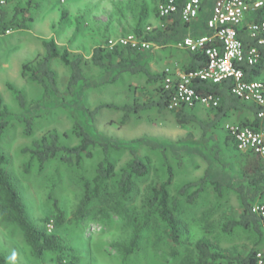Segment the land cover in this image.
<instances>
[{"label": "rangeland", "instance_id": "374dc122", "mask_svg": "<svg viewBox=\"0 0 264 264\" xmlns=\"http://www.w3.org/2000/svg\"><path fill=\"white\" fill-rule=\"evenodd\" d=\"M2 1L3 9L12 12L16 5H27L28 0ZM158 1L30 0L26 16L31 17V21L27 28L0 35V95L13 114L10 127L1 138L0 152L9 159L6 170L19 190L28 219L48 234H55L66 249V255L77 258L76 264H195V244L200 240L227 257L246 256L264 241V216H261V235L241 227L230 234L221 230L223 223L237 219L241 211L238 197L227 187L240 181L245 152L235 147L227 126L242 122L247 118L245 113L230 112L210 128L207 125L214 119L213 111L199 105L185 109L195 120L183 124L176 121L172 112H158L156 108L132 114L127 122H123L122 112L112 108L101 109L92 122L81 112V107L92 111L107 104L151 103L158 97L159 84H148L142 75H125L115 84H103L102 72L88 61L95 39L101 40L96 46H106L109 39L135 36L133 31L127 35L108 36L113 30L120 32L122 28L136 25L145 34L163 28L160 21L156 24ZM104 36L106 38L102 40ZM50 38L72 56H82L85 74L97 83L80 104L70 102L69 97H65V104H36L42 89L22 76V65L42 53L41 41ZM177 50L174 44L167 43L143 51L148 56L147 66L151 73H161L169 58L180 64L184 55ZM50 64L63 92L68 69L59 60ZM257 81L264 83V72ZM9 85L24 93L26 111L19 108ZM24 114L34 118L30 137L24 134V127L18 121ZM76 122L88 124V129L99 140L118 144L141 140L136 150L140 158L149 159V173L134 180V190L125 203L124 217L113 215L106 223L93 215L81 222L72 219L83 195V180L94 177L96 166L103 159L99 150H93L92 157H82L72 166L52 160L41 171L35 163L26 169L29 157L22 150L50 131L59 135L62 145H77L80 138L74 130ZM110 159L119 175L131 157L129 150L124 148L111 151ZM167 166L173 171L169 197L176 206L180 231L178 245L172 242L164 223L155 216L148 217L146 207L152 189L166 180ZM205 172L210 174L212 181L223 185L221 195L208 184L195 202L188 203L179 194L180 189L203 177ZM55 203L65 220L59 228L55 226ZM255 205L264 206V194L254 202ZM46 219L49 220L47 225ZM135 224H144L143 230L138 248L127 254L124 247L131 240ZM0 252L5 255L6 264H58L55 252L47 253L41 259L35 258L21 230L1 218ZM68 261L64 258L62 263ZM223 263L227 262L224 260Z\"/></svg>", "mask_w": 264, "mask_h": 264}, {"label": "trees", "instance_id": "16d2710c", "mask_svg": "<svg viewBox=\"0 0 264 264\" xmlns=\"http://www.w3.org/2000/svg\"><path fill=\"white\" fill-rule=\"evenodd\" d=\"M185 1L177 0V12L166 19L168 22L170 21L169 24L145 34L137 29L134 32L135 36L155 45H163L167 43L176 44L187 36L197 38L211 35L206 22L215 0H201L200 16L192 23L181 21L180 14ZM30 6L31 2L28 0L27 5H16L12 12L2 9L0 35L5 34L7 30L26 29L28 22L31 21V17L26 16L29 13ZM63 16L64 14H62ZM249 19L255 22L264 21V7L249 16ZM238 38L245 50L256 46L255 40L242 30H238ZM41 44L43 52L22 65V76L31 82L37 83L42 89V94L36 104L55 105L56 102L65 104V97H69L70 102L73 101L72 103L74 104L83 102L88 91L97 86L96 81L85 74L83 68L85 61L83 58L79 55L72 56L66 48L58 46L53 38L43 39ZM256 47L260 54L258 63L252 66L245 63L239 65L244 71L247 81L257 80L264 72V46ZM53 60H59L68 69V78L63 92L59 88L57 74L51 68L50 63ZM88 61L93 67L102 72L101 79L103 84H115L125 75H142L146 78L148 84H159V94L151 103H134L121 106L107 104L100 105L92 111L86 107H81V112L87 121L92 122L94 116L103 108H112L122 112L123 122H127L130 115L138 114L150 108H156L158 112L167 111L166 105L170 92L163 89V74L151 73L147 66L148 56L143 51L131 47L109 49L106 46H97L92 50ZM206 62L207 59L203 53L189 52L188 61L183 66V71L187 73L201 69L205 67ZM193 86L199 93L213 95L218 99V106L212 109L214 119L207 125L208 127H214L233 111L246 114L247 118L239 123L240 126L257 130L264 125V118H257V114L262 110V107L254 103L240 101L233 96L231 94V80H223L219 84L196 80ZM9 89L12 91L19 108L22 111H26L28 106L24 93L12 85H9ZM172 113L175 115L176 121L181 124L195 120L186 113L185 108ZM12 116L13 114L4 105L0 95V141L10 127ZM18 121L24 127V134L28 137L32 136L34 118L31 115L24 114L19 117ZM87 125L80 122L75 123L74 130L80 138L79 143L75 146L62 145L59 135L55 131H50L41 138L32 141L31 145L24 148L22 152L29 157L26 169L29 170L32 164L35 163L38 170L41 171L52 160H58L62 164L72 166L79 162L82 157H92L93 150L101 151L103 159L97 164L94 177L82 182L83 195L79 200L72 219L75 222H81L86 217L93 215L94 218H99L103 223H106L113 215L122 217L126 215L125 203L130 199V195L134 190V180L148 175L150 161L147 158H140L137 154L136 146L142 143L141 140H134L128 144L99 140L91 133ZM228 136L236 147L233 139L229 134ZM124 148L129 150L131 159L117 175L115 165L110 159V152ZM8 163V157L0 152L1 220L13 224L21 230L25 243L35 258L41 259L47 253L55 252L58 254L56 258L58 264H76L77 258L73 255H66V249L62 247L59 238L55 234H48L28 219L19 190L6 170ZM240 174V181L227 187L239 199L240 214L237 219L223 223L221 230L225 234H230L237 227H241L251 229L261 235L262 217L254 213L252 209L254 202L264 194V159L245 152L244 160L240 166ZM114 179L116 180L114 181ZM113 181L115 184L112 183ZM172 182L173 171L171 167L167 166L166 180L152 189L146 207L148 217L155 216L164 223L172 242L178 245L180 231L175 215L176 206L175 203L170 202L169 197V188ZM208 184L213 186L214 191L218 195H221L224 189L223 185L217 181H212L208 172H205L203 177L197 181L184 185L180 189L179 194L185 197L188 203H193L200 197ZM55 211V226L59 228L65 223L64 214L56 203ZM48 222V219L44 220L46 225ZM143 226L144 224L134 225L131 240L124 247L127 254L138 248V240ZM195 248L197 251L195 264H253L254 254L257 250L250 251L246 256L227 257L213 251L210 244L204 240L198 241L195 244ZM64 258L69 259L68 263H62ZM224 260L227 263H223ZM6 263L5 255L0 252V264Z\"/></svg>", "mask_w": 264, "mask_h": 264}, {"label": "built area", "instance_id": "2783aa9c", "mask_svg": "<svg viewBox=\"0 0 264 264\" xmlns=\"http://www.w3.org/2000/svg\"><path fill=\"white\" fill-rule=\"evenodd\" d=\"M201 4V0H186L180 14L181 21L184 23L195 21L200 16ZM263 7L264 0H215L206 22L211 35L197 38L187 36L174 44L179 50L203 53L207 62L205 67L187 73L177 66L164 68L162 85L165 91L170 92L167 111H178L196 105L216 108L218 99L213 95L199 93L193 86L194 81L219 84L229 79L232 82L231 94L240 101L262 107L257 118H264V83L257 80L247 81L244 71L239 67L241 63L255 65L260 59L256 46H264V21L255 22L250 20L249 16ZM3 8L4 1L1 0L0 24ZM176 12L177 0L158 1L157 15L160 19H167ZM238 30L246 32L254 39L256 46L245 50L238 38ZM8 34L10 30L5 32V35ZM106 47L109 49L131 47L148 51L155 47V44L128 35L109 39ZM227 132L238 150L264 159V125L254 130L235 124L227 126ZM252 211L264 216V206L255 205ZM253 264H264V241L255 251Z\"/></svg>", "mask_w": 264, "mask_h": 264}, {"label": "crops", "instance_id": "0c3cea01", "mask_svg": "<svg viewBox=\"0 0 264 264\" xmlns=\"http://www.w3.org/2000/svg\"><path fill=\"white\" fill-rule=\"evenodd\" d=\"M157 14V13H156ZM158 17V16H157ZM159 21H160V23L164 26V25H166V24H169V22L166 20V19H160L159 17H158V19L156 20V24H158L159 23ZM123 30H121L120 32H119V30L118 29H116V30H113V31H111V33H109L108 34V36H110V37H114V36H119V35H121V34H125V35H127V34H130V32H135L138 28H137V26L136 25H133V26H131L130 28L129 27H125V28H122ZM108 33V32H107ZM106 38V36H104V37H102V40H104ZM100 41L101 40H98V39H95V42H92V43H94V44H92V46H94V47H92V50L95 48V47H97L96 45L97 44H99L100 43ZM56 42V41H55ZM57 43V42H56ZM57 45L59 46V44L57 43ZM92 50H91V52H90V55H91V53H92ZM178 52H180L181 54H183L184 56L182 57V61L180 62V64H178V62H174L173 60H172V58H169V60H167L166 62H165V67H167V66H177L179 69H181V70H183V66L186 64V62L188 61V51H185V50H177ZM82 57V56H81ZM89 58H90V56H89ZM180 65V66H179ZM182 67V68H181ZM161 73H162V71H161ZM188 108V107H187ZM187 108H185V109H187Z\"/></svg>", "mask_w": 264, "mask_h": 264}]
</instances>
